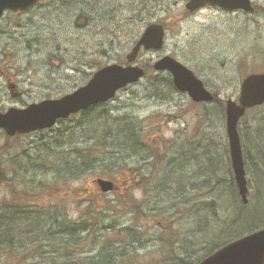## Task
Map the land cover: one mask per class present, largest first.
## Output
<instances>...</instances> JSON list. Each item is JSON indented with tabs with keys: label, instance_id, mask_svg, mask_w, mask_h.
I'll return each instance as SVG.
<instances>
[{
	"label": "rangeland",
	"instance_id": "374dc122",
	"mask_svg": "<svg viewBox=\"0 0 264 264\" xmlns=\"http://www.w3.org/2000/svg\"><path fill=\"white\" fill-rule=\"evenodd\" d=\"M188 1L42 0L25 12H5L0 20L2 112L10 107L21 109L31 103L60 98L85 86L103 66L126 65L127 54L146 26L151 23L165 26L164 47L142 52L137 60L138 65H149L151 70L87 116L104 128L106 123V128L115 129L114 133L122 122L142 132L145 146L138 142L136 147L123 149L129 169L142 166L149 173L152 162L156 165L161 158L145 186L135 182L129 186L127 195L133 202L125 206L121 202L128 184L120 177L115 182V191L103 193L97 183L91 185L97 178L93 172L101 171L100 167L72 180L68 189L60 176L55 179L57 170L51 167L50 160L42 163L46 156L41 154H46L48 148L56 153L72 152L92 141L87 132L88 120L79 125L78 120L85 117L72 116L51 129L22 136L10 137L0 129V165L6 166L9 159L25 155L36 160L35 165L23 164L26 174L31 176L29 179L39 186L37 194H44L46 186L51 185L47 203L69 208L67 219L71 222L79 219L78 204L87 202L84 198L78 201L80 188L91 185L104 201L101 209L107 212L105 218H118L123 225L147 227L145 241L135 245L132 253L135 251L137 257L142 256L145 263L151 264L171 256L174 247L177 255L195 261L230 239L225 236L244 232L264 220L262 154L255 150L264 145L262 136H256L258 131H264V104L247 111L238 126L249 189L247 205L242 204L233 179L225 117V102L238 100L243 78L252 72L264 73V0H252L254 11L250 13L224 12L209 6L190 13L185 8ZM164 56H171L191 69L218 99L197 103L187 93L175 89L168 72L153 68ZM9 79L12 88L7 84ZM168 82L174 88L171 92ZM148 145L155 158L146 150ZM56 153L52 151L49 157ZM143 157H151V163L145 166ZM20 167L18 162L14 168ZM112 169L120 176V168L113 165ZM213 173L215 177L211 178ZM15 179L16 187H22L21 179ZM26 188L31 189L27 184ZM10 196L9 189L1 185L0 204ZM43 197L38 195L33 200ZM65 197V201L59 199ZM134 201L144 203L142 212L134 208ZM115 204L112 217L106 207ZM246 208L249 211L245 210L248 216L244 218L250 224L235 227L236 210ZM1 212L2 218L14 216L13 210ZM252 230H259L258 225ZM95 245L90 241L86 250L96 254L99 248ZM34 261L39 262L37 258ZM0 264L20 263L7 259L0 260Z\"/></svg>",
	"mask_w": 264,
	"mask_h": 264
},
{
	"label": "trees",
	"instance_id": "16d2710c",
	"mask_svg": "<svg viewBox=\"0 0 264 264\" xmlns=\"http://www.w3.org/2000/svg\"><path fill=\"white\" fill-rule=\"evenodd\" d=\"M144 68L146 72L151 70L149 65H146ZM11 83L12 82L9 79L7 84L10 85ZM168 85L171 92L174 89L172 82H168ZM96 107L97 106H93L87 110H82L78 114L72 116L81 115L82 117H85L78 120L81 127V125H84V119L88 120L87 116L94 113ZM64 120H59L58 122ZM86 123H88L87 132L92 141L86 142V145L83 148H75L72 152L59 150L56 153L53 151V153H56V156L50 158V154L44 159L42 158V163L50 160L49 164L51 167H54L57 170L56 175L54 176L55 179L60 176L62 178L60 179L61 182H64L65 187L69 189L70 182L82 177L83 172L74 174L67 172L64 168L65 156L75 155L73 157L76 159H73L76 161L72 164V168L77 169L80 163L88 162L89 157H99L102 160H110V158L113 157L111 154L117 152L118 156H115V158L112 159L114 161L112 166L107 169H101V171H95L93 174L97 177L96 179H98V177L104 179L107 178L113 181L115 185L118 182L117 177H120V180L123 179L122 181L126 180L128 186H126L125 189L127 192L126 194L122 193V199H120L124 206L125 203H128L129 201L133 202L132 200H129L130 197L127 195L130 193L131 184L135 182L136 184L140 183L141 186H145L148 183L149 178H144L143 174L138 173L137 170L143 168L142 166L129 169L124 160L125 156L123 149L136 147L138 142L145 146L144 135L141 131L134 129V126L130 124L129 126L125 125L126 123L124 122L116 126L118 130L120 129L119 131L117 130L116 133H114L115 129L106 128V123H103L105 124L106 129L102 127L99 122H91L88 120ZM82 128L85 131V128ZM242 134L244 135V133ZM256 136L258 138L262 136L261 141H264V131H262V133L258 131ZM258 148H260V151H258ZM258 148L255 147V150L259 154H262L260 166H262V171H264V145L262 144V146L260 145ZM146 150L149 152L150 156H154L150 145H148ZM19 158L21 157L9 159L10 164L6 162V164H8L6 166L0 165V186L2 185L6 187L11 193V200L9 199L6 201L7 205L5 209L13 210L14 215L18 216L16 222L14 221V218H2L3 214L0 212V260H15L20 264H151V262L145 263L142 256L137 257L135 251L132 253L135 249V245L142 244L146 239L147 227L145 225H123L119 223L118 218H105L107 212L101 209V205L104 204V201L99 196V191L95 192L91 185L88 188H80L81 193L77 195V198L79 197L78 201H81L84 198L87 202H81L77 206V218L79 219L74 222L69 221L67 219L69 218V213H71L69 208L64 206H59L61 208H58L57 206L53 207L51 203H47V191L52 189L51 185L46 186L44 194L36 193L33 195L30 193L33 192L36 187H33L30 184L31 186L29 187L31 189L26 188L25 179H23V181L21 180L22 187H16L17 185L13 183L15 180H12L9 175L16 171L14 167L18 162L20 166H22L23 163L30 162L28 155L23 156L20 160ZM113 165H116L117 169L120 168L118 170H122L119 174L120 176H117V174L114 173L115 169H112ZM20 171L22 172V169H20ZM86 171H93V168H89ZM137 177L139 178V180H137L138 182L135 180ZM96 179H93L91 183ZM20 195H24L25 197L19 198ZM38 195L45 197L33 200V198ZM58 196H60V194H58ZM59 199L65 201L66 197ZM84 203L86 205L82 206ZM143 205V202L134 201V208H137V212L143 211L141 209ZM25 206L34 207L35 209L32 211H25L22 208ZM106 209H109L108 211L111 213V216L115 217L116 204L111 205L110 208L106 207ZM111 211L114 213L112 214ZM31 215L34 216L30 217ZM244 222L245 224H250L249 219L245 218H236L233 224L237 225ZM18 224L23 225L26 228L24 235L15 236L14 228ZM262 224H264V220L254 224L246 231L251 230V232H254L252 229L257 225L258 228L261 229L264 227V225L261 226ZM11 227L13 228L12 234L10 230L12 229ZM246 231L227 237L230 239H227L224 242L228 244L234 239L241 238L239 236ZM29 233L30 236L28 239L27 235ZM34 233H39L43 236L39 242H36L35 237H31ZM101 233L103 234L101 235ZM48 234H51L54 238L53 240H50L47 245H44L41 241ZM90 241L96 244L95 246H98L99 248V251L96 254H92L86 250ZM220 247L222 246L220 245L210 249L202 258L212 254ZM35 258H37L39 262H35ZM137 258L139 260H137ZM202 258L198 257L193 261L185 256L177 255L174 247L171 248V256H164V258L160 259L157 264H173L172 262L174 259L176 260V263L174 264H196Z\"/></svg>",
	"mask_w": 264,
	"mask_h": 264
},
{
	"label": "water",
	"instance_id": "95a60500",
	"mask_svg": "<svg viewBox=\"0 0 264 264\" xmlns=\"http://www.w3.org/2000/svg\"><path fill=\"white\" fill-rule=\"evenodd\" d=\"M39 1L0 0V19L7 10L26 11ZM206 6L218 7L225 12L253 11L252 0H189L185 5L190 12ZM165 36L164 26L152 23L145 28L140 39L127 54L126 65L117 63L106 65L97 70L85 86L60 98L31 103L21 109L11 107L5 112L0 108V129L11 137L49 129L60 119H66L72 114L110 101L116 97L118 91L140 81L145 76L144 68L136 63L139 53L162 49ZM153 68L156 71L169 72L176 89L187 93L194 102L213 101V95L206 89L203 81L175 58L164 56L153 65ZM262 104H264V73L248 75L241 83L238 101L228 99L225 104L231 165L239 195L245 203L248 202L249 189L238 124L247 109ZM94 182L100 186L101 192L114 189L111 180L98 178ZM198 264H264V228L226 244Z\"/></svg>",
	"mask_w": 264,
	"mask_h": 264
},
{
	"label": "bare ground",
	"instance_id": "6f19581e",
	"mask_svg": "<svg viewBox=\"0 0 264 264\" xmlns=\"http://www.w3.org/2000/svg\"><path fill=\"white\" fill-rule=\"evenodd\" d=\"M171 77H172V75H171ZM172 80H173V78H172ZM211 93H212V95H213V101L212 102H214V101H216V99H218L217 98V94L215 93V92H212V91H210ZM115 98V97H114ZM113 98V99H114ZM113 99H111V100H113ZM110 100V101H111ZM109 102V101H108ZM108 102H106V103H108ZM106 103H103V104H106ZM208 103H211V102H208ZM103 104H98V105H103ZM98 105H95V106H98ZM93 107V106H92ZM40 131H44V130H40ZM133 145V144H132ZM52 151H54V150H51V148H48V152H46V154H41V156H48V155H50L51 153H52ZM113 157H111L110 158V160H107V159H105V160H102V159H100L99 157H89L88 158V162H86V163H80V165H79V167L77 168V169H73L72 168V164L76 161V160H74V159H76L75 157H73V156H75L74 154L73 155H67V156H65V158H64V160H65V163H64V168H65V170L67 171V172H70L71 174H74V173H81V172H83V174L84 173H86V172H88V171H86L87 169H89V168H93V167H95V168H98V167H100V169H105V168H108V167H110V166H112V163L114 162L112 159L113 158H115V156L117 157L118 156V153L117 152H113L112 154H111ZM110 157V156H109ZM74 158V159H73ZM154 158H155V155H154ZM151 157L149 158V157H143V160L145 161L144 163H145V166H147V165H149L150 163H151ZM161 159V158H160ZM160 159H157L158 161H157V164L156 165H158V163H159V161H160ZM33 161H36V160H31L30 159V163H32V164H35L36 162H33ZM80 161V160H79ZM104 161V162H103ZM107 161V162H106ZM156 165H154L153 164V162H152V171L151 172H146L145 170H144V168H139L137 171H138V173H140V174H143V176H144V178H148L149 177V175H153L155 172H156V170H157V166ZM1 166H3V165H1ZM0 166V167H1ZM244 166H245V160H244ZM30 167H32V169H36L37 167H40V166H30ZM34 167V168H33ZM231 167H232V165H231ZM41 168V167H40ZM20 169H22V172L20 171V170H16L15 172H13V173H11V175H9V177L12 179V180H16L15 178L16 177H19V179H21L22 181H23V179H25L26 180V183L25 184H27V186L29 187V186H33V187H36L35 188V190L32 192V193H30V194H36L37 193V191H38V189H39V186L37 185H34V180L32 181V180H30L29 178L31 177L30 175H27L26 173H27V169L25 168V165H23L22 164V166L20 167ZM30 171H31V169H30ZM86 171V172H85ZM245 171H246V168H245ZM232 173H233V179H234V182H235V185H236V187H237V183H236V180H235V175H234V171H233V169H232ZM246 174H247V172H246ZM215 177V174L213 173V175H212V177L211 178H214ZM99 179H103L102 177H99ZM20 180V181H21ZM95 182H92L91 183V185L92 184H94ZM31 184V185H30ZM232 188V187H231ZM23 197H25L24 195H20L19 196V198H23ZM241 202H242V204H244V205H247L248 203H249V200H248V202L247 203H245V202H243L242 201V198H241ZM6 205H7V203L6 202H4V203H2L1 202V204H0V212H1V210H3V209H5V207H6ZM23 208V210H25V211H32V210H34L35 208L34 207H28V206H25V207H22ZM30 210H29V209ZM255 208V207H254ZM254 208H252V209H254ZM249 208H246V209H237L236 210V216H235V218H244V217H247L248 215H245L246 213H245V210H248ZM255 209H257V208H255ZM249 211V210H248ZM32 216H34V215H31L30 217H32ZM7 218H18V216H16V215H14V216H10V217H7ZM250 218V217H249ZM240 225V227L241 226H243V225H247L248 226V224H245V222L244 223H240V224H237L236 225V227L237 226H239ZM12 228V227H11ZM264 228V227H263ZM15 230H14V233L16 234L15 236H21V235H24L25 234V232H26V228L23 226V225H20V224H18V225H16V227L14 228ZM11 230V234H12V232H13V228L12 229H10ZM224 234H225V232H224ZM29 236H30V233L27 235V237H28V239H29ZM31 237H35V239H36V242H39L41 239H42V235L41 234H39V233H34V234H32L31 235ZM53 236L51 235V234H48V235H46L45 237H44V239L41 241L42 243H44V245H47L48 244V242L50 241V240H53ZM225 238H227L226 236H225ZM238 239V238H237ZM234 240H236V239H234ZM234 240H232V241H234ZM232 241H230V242H232ZM229 242V243H230ZM222 247L223 246H225L226 245V243L223 241L221 244H220ZM219 245V246H220ZM45 247H49V246H45ZM221 248V247H220ZM220 248H218V249H220ZM217 249V250H218ZM217 250H215V251H217ZM214 251V252H215ZM213 252V253H214ZM204 256V255H203ZM203 256H200L201 258L203 257ZM204 258H202L199 262H197L196 264H198V263H200L202 260H203Z\"/></svg>",
	"mask_w": 264,
	"mask_h": 264
}]
</instances>
